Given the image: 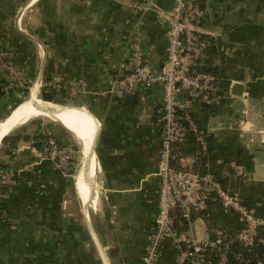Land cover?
Instances as JSON below:
<instances>
[{"label": "crops", "instance_id": "crops-1", "mask_svg": "<svg viewBox=\"0 0 264 264\" xmlns=\"http://www.w3.org/2000/svg\"><path fill=\"white\" fill-rule=\"evenodd\" d=\"M170 2L154 0L162 8ZM200 4L205 13L201 28L211 41L204 64L218 76L222 99L212 106L193 101L188 108L207 133L199 170L214 173L264 217V0ZM165 35L166 24L152 9L133 11L128 3L0 0V50L8 52L24 76L22 86L2 90L0 125L31 101L82 108L94 122L85 150L74 124L52 116L33 118L10 133L21 136L15 144L0 143V170L15 177L0 194L8 219V224L0 223V264H140L162 184L154 121L162 89L153 84L123 96L106 91L136 52L145 69L159 71ZM81 82L86 83V92L69 95L55 88ZM234 83L243 85L239 96L231 93ZM30 84L36 89L32 86L29 100L20 103ZM38 87L51 90L52 101L58 104L45 103ZM185 102L181 93L180 109L187 108ZM48 135L72 150V137L81 139V187L74 178L80 210L70 179L42 156ZM229 160L241 164L246 176L234 175ZM242 225L235 213L215 201L176 222L180 235L208 243ZM237 246L240 252L247 251L243 243ZM177 254L178 247L166 239L158 247L155 264H173Z\"/></svg>", "mask_w": 264, "mask_h": 264}, {"label": "built area", "instance_id": "built-area-1", "mask_svg": "<svg viewBox=\"0 0 264 264\" xmlns=\"http://www.w3.org/2000/svg\"><path fill=\"white\" fill-rule=\"evenodd\" d=\"M130 4L133 11L152 9L157 19L166 24L164 58L157 72L145 69L142 56L133 54L123 71L111 79L109 94H131L139 87L159 84L162 89L161 103L154 110V121L158 127L160 145L158 175L162 179L159 190L158 209L150 228L149 238L143 247L140 264H155L158 247L166 239L178 247L173 264H200L204 250L218 249L219 264L227 261L226 250L231 243L256 245L263 253L264 264V217L257 215L254 206L245 202L239 194L228 188L210 171L199 170V163L206 146L207 133L189 111L193 101L212 106L222 99L218 93V78L207 71L199 70L206 51L211 45L210 38L201 28L204 10L201 0H171L169 7L162 8L154 0L144 3H129L128 0H113ZM0 81L8 87L23 85L24 76L9 60L7 51L0 50ZM69 95L86 92V83L66 87L55 86ZM183 93L186 107L180 109L179 95ZM245 94H247L245 92ZM228 97H232L229 95ZM192 140L194 148L189 149ZM42 156L51 160L63 177H72L73 150L48 135L42 144ZM227 166L237 177H245L244 167L235 160ZM15 183L14 174L9 170L0 172V194ZM215 201L227 212H232L242 222L224 246L218 238L213 243L201 242L180 235L176 222L188 219L192 213L202 212ZM7 212L0 207V219L6 220ZM244 253H240L242 256Z\"/></svg>", "mask_w": 264, "mask_h": 264}, {"label": "bare ground", "instance_id": "bare-ground-1", "mask_svg": "<svg viewBox=\"0 0 264 264\" xmlns=\"http://www.w3.org/2000/svg\"><path fill=\"white\" fill-rule=\"evenodd\" d=\"M33 88L36 89V86H33ZM56 114H58V116H56ZM41 116H52L61 119L66 124H74L73 126L75 127V133L81 135L82 140L84 141L82 142V149L84 150L87 148V143L92 140L91 138L94 133V122L91 120V117L86 110L67 105L49 107L34 102L13 112L8 117V119H6V121L0 125V143L3 139V135H7L16 127L27 123L33 118ZM82 165L83 160L81 159L79 167L74 176L78 187H81L84 182V174L80 170V167H83Z\"/></svg>", "mask_w": 264, "mask_h": 264}, {"label": "trees", "instance_id": "trees-1", "mask_svg": "<svg viewBox=\"0 0 264 264\" xmlns=\"http://www.w3.org/2000/svg\"><path fill=\"white\" fill-rule=\"evenodd\" d=\"M207 51H206V53H207ZM206 53H205V57H204L201 65L198 67V69L202 70V71L210 72L205 67V64H204L205 58H206ZM210 73H212V72H210ZM212 74H214V73H212ZM215 76L218 78L217 75H215ZM7 88L10 89V88H16V87H8L4 82L0 81V95L3 93L2 90L7 89ZM49 91H47V92L43 91L41 93L40 97L43 98L44 100L52 101L54 99V96L51 94L52 91L51 90H49ZM45 103H51V102H45ZM7 115H8V113H7ZM20 137L21 136L19 134H14V135L10 134V135L4 136L1 143H4L7 140H10L11 143L15 144L16 141L19 140ZM58 142L60 143V141H58ZM3 170H6V169H1L0 172ZM0 207L3 208L1 205H0ZM0 223L3 225H6V224H8V219L7 218H6V220L0 219ZM233 233H235V232H227L224 234L223 238L224 237L225 238L222 240V244H221L222 246H224L226 244V242L229 240L228 239L229 236H232ZM218 252H219L218 249L215 247H210V248L204 250L203 252H201L202 259H201L200 264H219ZM240 253L241 252L238 250V246L236 243L229 244V246L226 250L227 261L225 264H259L260 261L262 260V256H263V253L261 252L260 247H258L256 245H252L251 247L249 246V249L242 256L240 255ZM186 264H193V263H191V261L189 259L186 262Z\"/></svg>", "mask_w": 264, "mask_h": 264}, {"label": "rangeland", "instance_id": "rangeland-1", "mask_svg": "<svg viewBox=\"0 0 264 264\" xmlns=\"http://www.w3.org/2000/svg\"><path fill=\"white\" fill-rule=\"evenodd\" d=\"M26 87L24 88V92L26 94L25 98L20 102L22 103L25 99H28V95L30 94V90L32 88L33 85H25ZM43 88L41 87H38V95L40 97L41 93L43 92L42 91ZM55 90V89H54ZM41 98V97H40ZM43 101H46L44 100L43 98H41ZM29 100V99H28ZM30 102V101H28ZM47 102H52L54 104H58V103H55L53 101H47ZM19 103V104H20ZM33 101L30 102V104H32ZM18 104V105H19ZM28 104V105H30ZM18 105H16L12 110H14ZM42 117V116H41ZM45 118V117H44ZM47 118V117H46ZM25 124L23 125H20L18 127H16L13 131H11L10 133H17L18 131H20L22 129V127L24 126ZM8 133V134H10ZM78 140H76L74 137H72V140H71V145H72V148H73V165H72V177H68V179H70V181L72 182V188H73V196H74V199H75V203H76V206L78 208V210H80V203H79V200L75 194V190H74V175L79 167V163H80V157L82 155V150H81V139L80 138H77ZM61 143V142H60ZM1 145V144H0Z\"/></svg>", "mask_w": 264, "mask_h": 264}, {"label": "water", "instance_id": "water-1", "mask_svg": "<svg viewBox=\"0 0 264 264\" xmlns=\"http://www.w3.org/2000/svg\"><path fill=\"white\" fill-rule=\"evenodd\" d=\"M203 9V6H201ZM243 91V85L242 83H234L232 85L231 93L235 95H241V92ZM47 101V100H46ZM11 113V112H10Z\"/></svg>", "mask_w": 264, "mask_h": 264}]
</instances>
